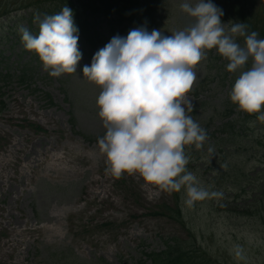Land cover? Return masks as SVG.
<instances>
[{
    "label": "rangeland",
    "instance_id": "rangeland-1",
    "mask_svg": "<svg viewBox=\"0 0 264 264\" xmlns=\"http://www.w3.org/2000/svg\"><path fill=\"white\" fill-rule=\"evenodd\" d=\"M155 2L160 6L144 26L149 32L170 36L192 22L180 9L183 0ZM212 2L223 10V23H244L264 39V0ZM5 21L0 72L12 79L0 80V264H141L175 241L194 253L196 261L185 264L209 257L219 264H264V122L229 106L235 77L213 79L214 49L196 67L188 94L189 115L208 139L200 149L186 146L185 154L200 185L222 195L189 206L183 189L169 193L138 175L106 173L98 148L105 134L100 89L82 71L106 44L91 53L78 42L77 72L53 77L37 54L2 41L17 22ZM90 29L100 37L109 32L103 19Z\"/></svg>",
    "mask_w": 264,
    "mask_h": 264
},
{
    "label": "clouds",
    "instance_id": "clouds-1",
    "mask_svg": "<svg viewBox=\"0 0 264 264\" xmlns=\"http://www.w3.org/2000/svg\"><path fill=\"white\" fill-rule=\"evenodd\" d=\"M180 9L192 21L188 26L170 36L145 27L114 36L82 71L100 89L96 104L105 134L98 148L106 157V173L117 179L138 175L169 193L183 189L190 206L222 195L201 186L186 167L185 147L200 149L208 139L189 115L195 69L215 49L227 61V72L235 75L230 101L264 122V39L249 33L244 23H223V10L212 0H183ZM36 19V35L19 27L25 50L38 55L50 76L76 73L82 53L73 11L66 5Z\"/></svg>",
    "mask_w": 264,
    "mask_h": 264
},
{
    "label": "trees",
    "instance_id": "trees-1",
    "mask_svg": "<svg viewBox=\"0 0 264 264\" xmlns=\"http://www.w3.org/2000/svg\"><path fill=\"white\" fill-rule=\"evenodd\" d=\"M0 0V21L5 23L11 22L12 19L17 18V23L8 27L3 32V39L12 48L19 47V49L26 53L19 27L22 25L36 35L39 32V21L36 19L39 16L43 19L45 15H52L58 13L64 6H68L74 14V22L79 30V38H83L92 44L93 38L96 37L94 31L90 28L95 25L98 19H105L111 31L114 32L120 27L127 28L128 31L148 26V19L156 12L155 8L160 6L156 0ZM163 3L161 4V6ZM55 10V11H53ZM24 12L26 16H19V13ZM142 25V26H141ZM91 31V33H89ZM129 32H127L128 34ZM96 40V39H95ZM210 67H215L216 74L213 76L214 80H220L226 83L229 80V72L226 70L227 61L217 54L214 49L210 53ZM225 71V74L223 72ZM21 79L20 73L16 75ZM26 74L24 76V79ZM235 75L233 76V78ZM10 81L12 76L9 72H0V80ZM233 83L230 84L232 87ZM198 95V94H197ZM2 101L0 99V105ZM229 103V106H233ZM231 109V108H230ZM229 109V110H230ZM264 207V202H263ZM264 211V208H263ZM188 250L187 243L175 241L172 244H167L165 250L160 253H150L146 256V261L141 264H185L188 260L196 261L195 256ZM210 258V257H209ZM208 259L199 262V264H219L217 262H210ZM190 263V262H189Z\"/></svg>",
    "mask_w": 264,
    "mask_h": 264
}]
</instances>
